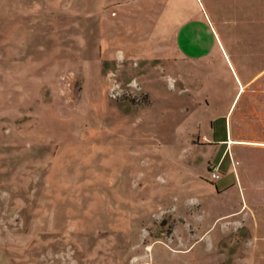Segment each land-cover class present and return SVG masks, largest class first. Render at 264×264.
Here are the masks:
<instances>
[{
  "label": "rangeland",
  "instance_id": "rangeland-1",
  "mask_svg": "<svg viewBox=\"0 0 264 264\" xmlns=\"http://www.w3.org/2000/svg\"><path fill=\"white\" fill-rule=\"evenodd\" d=\"M169 2L0 0V264H264V103Z\"/></svg>",
  "mask_w": 264,
  "mask_h": 264
},
{
  "label": "crops",
  "instance_id": "crops-1",
  "mask_svg": "<svg viewBox=\"0 0 264 264\" xmlns=\"http://www.w3.org/2000/svg\"><path fill=\"white\" fill-rule=\"evenodd\" d=\"M263 1L264 0H201L199 4L200 9L202 10V12L199 13L203 19L202 21L208 22V25L206 24L207 31H197L201 36L203 35L205 37V35H207L204 39L206 45L200 43L203 47V60L210 62L213 57H216L215 55H218L219 58L225 60L226 63L228 62L229 67L236 73L235 79L239 87L236 99L240 95L241 99L244 94H246L247 96H245V98H248L246 99V103L250 104L264 103V92L259 95V89H264V79L259 80L262 76L251 75L249 77L246 74L253 71L254 65H258L260 62L264 65ZM244 2L249 3L251 8L253 2H255L262 9H255V12L252 9H246ZM165 8L166 10L170 9L171 13L163 15V17L167 19L169 18L170 23H175L172 28L174 30L172 35L168 37L174 40L178 39L176 34L179 31L182 33L187 32L185 28L191 26L192 30L188 29L189 32L186 33V37L188 39L192 38L190 32L195 31L196 25H198L197 23L200 22L199 19L196 18V14L187 11L182 4V0H172V2L166 4ZM180 9L183 10V12H181ZM177 24H182V26L179 28L176 26ZM207 40L210 41V43H207ZM211 46H213V48ZM231 141H234V144L239 145L247 143L235 141L232 140V138L218 141V144L227 142L225 157L221 158L217 163L220 167L224 164L225 172L227 171V168L225 167L226 162L229 160L231 163L230 158L227 159L230 151L227 145L229 144L230 146ZM228 169H230V166ZM225 174L222 173L221 179ZM235 178L237 177L235 176ZM230 188H232V186L226 185L220 191H223L224 189L230 190Z\"/></svg>",
  "mask_w": 264,
  "mask_h": 264
},
{
  "label": "built area",
  "instance_id": "built-area-1",
  "mask_svg": "<svg viewBox=\"0 0 264 264\" xmlns=\"http://www.w3.org/2000/svg\"><path fill=\"white\" fill-rule=\"evenodd\" d=\"M209 173L210 178L213 182L220 180L222 177V172L219 165H214L213 167H211Z\"/></svg>",
  "mask_w": 264,
  "mask_h": 264
},
{
  "label": "bare ground",
  "instance_id": "bare-ground-1",
  "mask_svg": "<svg viewBox=\"0 0 264 264\" xmlns=\"http://www.w3.org/2000/svg\"><path fill=\"white\" fill-rule=\"evenodd\" d=\"M230 143H231V144H234L235 142H234V141H231Z\"/></svg>",
  "mask_w": 264,
  "mask_h": 264
},
{
  "label": "trees",
  "instance_id": "trees-1",
  "mask_svg": "<svg viewBox=\"0 0 264 264\" xmlns=\"http://www.w3.org/2000/svg\"><path fill=\"white\" fill-rule=\"evenodd\" d=\"M209 170V169H208ZM210 171V170H209Z\"/></svg>",
  "mask_w": 264,
  "mask_h": 264
}]
</instances>
